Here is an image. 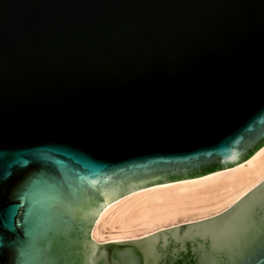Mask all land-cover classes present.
<instances>
[{"label":"water","instance_id":"1","mask_svg":"<svg viewBox=\"0 0 264 264\" xmlns=\"http://www.w3.org/2000/svg\"><path fill=\"white\" fill-rule=\"evenodd\" d=\"M264 146V0H0V264H264V182L96 244L107 206Z\"/></svg>","mask_w":264,"mask_h":264},{"label":"bare ground","instance_id":"2","mask_svg":"<svg viewBox=\"0 0 264 264\" xmlns=\"http://www.w3.org/2000/svg\"><path fill=\"white\" fill-rule=\"evenodd\" d=\"M264 182V146L233 168L132 192L100 212L96 244L132 241L221 215Z\"/></svg>","mask_w":264,"mask_h":264}]
</instances>
